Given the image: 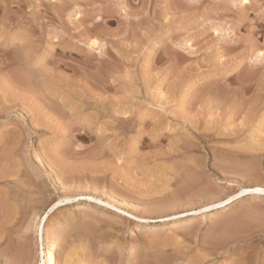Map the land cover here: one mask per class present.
Here are the masks:
<instances>
[{"label":"rangeland","instance_id":"rangeland-1","mask_svg":"<svg viewBox=\"0 0 264 264\" xmlns=\"http://www.w3.org/2000/svg\"><path fill=\"white\" fill-rule=\"evenodd\" d=\"M255 187L264 0H0V264H264Z\"/></svg>","mask_w":264,"mask_h":264},{"label":"bare ground","instance_id":"bare-ground-1","mask_svg":"<svg viewBox=\"0 0 264 264\" xmlns=\"http://www.w3.org/2000/svg\"><path fill=\"white\" fill-rule=\"evenodd\" d=\"M46 165V164H45ZM49 169V167H48ZM51 170V169H50ZM52 172V171H49V173ZM249 196H252V197H256L258 199H263L264 198V188L263 187H255V188H247V189H243L242 191L239 192V194H237L236 196L234 197H230V199H227L226 201H222V202H219V203H216V204H212L208 207H206V209L208 210H218V209H224L226 208L228 205H233L236 201L240 200V199H243L245 197H249ZM90 199L92 200H97L95 198H91ZM71 200V199H70ZM68 200V201H70ZM99 202H102V200H97ZM62 203H58L55 205L56 207V210L60 209L62 206H60ZM54 207V208H55ZM88 207V206H86ZM82 209V208H81ZM205 209V208H204ZM203 209V210H204ZM205 209V210H206ZM54 213V212H53ZM130 214V213H129ZM136 217V216H134ZM138 218V217H137ZM140 218V217H139ZM48 219V218H47ZM45 220V223L46 224L48 222V220ZM42 240H44V229L42 228ZM58 233V232H57ZM46 238V237H45ZM46 242V241H45ZM62 246V240L61 239H57L53 241H51L49 244H48V247H47V253H45V255H47V258L42 262V264H57V258H56V252H57V249L59 247ZM19 257V256H18ZM21 258V257H20ZM23 258V257H22ZM22 259H19V262H22L21 261ZM12 262V261H11ZM21 264V263H20Z\"/></svg>","mask_w":264,"mask_h":264}]
</instances>
